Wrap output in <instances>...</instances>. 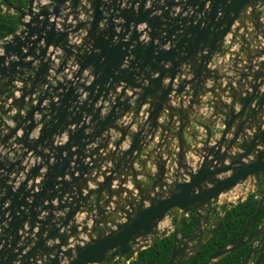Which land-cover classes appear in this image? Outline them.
Returning a JSON list of instances; mask_svg holds the SVG:
<instances>
[{
  "label": "water",
  "instance_id": "95a60500",
  "mask_svg": "<svg viewBox=\"0 0 264 264\" xmlns=\"http://www.w3.org/2000/svg\"><path fill=\"white\" fill-rule=\"evenodd\" d=\"M15 12L18 29L0 39V134L15 147L0 136V264H121L169 234L164 264L192 263L221 225V197L264 179V0H27ZM202 105H213L203 127L224 128L196 150L184 136ZM126 114L136 132L115 124ZM110 131L113 150L99 160L110 166L85 190ZM261 204L240 240L204 264L253 239L260 263L263 228L244 238ZM183 221H193L187 235Z\"/></svg>",
  "mask_w": 264,
  "mask_h": 264
},
{
  "label": "trees",
  "instance_id": "16d2710c",
  "mask_svg": "<svg viewBox=\"0 0 264 264\" xmlns=\"http://www.w3.org/2000/svg\"><path fill=\"white\" fill-rule=\"evenodd\" d=\"M27 0H0V39L12 35L18 29L16 9L25 8ZM260 192L264 195V183ZM258 200L253 195L228 211L219 232L200 253L199 257L190 264H204L206 258L215 251L235 243L241 236L243 227L257 209ZM264 217V196L261 211L257 220ZM193 221H183L180 232L183 235L190 233ZM172 246V234L164 237L149 248L138 253L137 258L131 264H164L170 255ZM245 250L239 249L230 253L219 264H239ZM261 264H264V260Z\"/></svg>",
  "mask_w": 264,
  "mask_h": 264
},
{
  "label": "flooded vegetation",
  "instance_id": "af4514ba",
  "mask_svg": "<svg viewBox=\"0 0 264 264\" xmlns=\"http://www.w3.org/2000/svg\"><path fill=\"white\" fill-rule=\"evenodd\" d=\"M225 47V46H224ZM238 48H239V46H238ZM252 48V47H251ZM253 65H255V64H253ZM120 91V88H118V90H117V93ZM226 95H227V93H226ZM189 100V97H186V98H184V105L186 106V104H185V102L187 101V100ZM208 98H206L205 100H207ZM205 100L204 101H201V102H205ZM221 102L222 103H229L230 102V100L231 99H227V97H224V95L222 96V98H221ZM172 101V105L171 104H169L170 106H173V107H177V105L175 104V100H173L172 98L170 99L169 98V101H168V103H170ZM237 106V105H236ZM236 106H235V110H238L237 108H236ZM212 107H213V105L211 106V105H207V106H205V105H202L200 108L202 109V110H205V113L204 112H202L201 111V113L198 115V114H196L195 116H193V118L195 119V121H197V124H194V123H192L191 124V127H190V129H189V131H188V135L187 136H191L190 137V140L188 139V137L187 136H184V141L187 143V145L189 144V143H192V144H194L195 145V148L194 149H196V150H199V149H201L202 148V144H203V142H204V140H207V130L210 132V134H211V138H210V140H209V146H212L218 139H219V137H220V135H221V131H222V129L224 128V126L222 125V123L221 122H216L211 128L209 127V128H204L203 126H205V122H204V118H206L208 115H209V113H210V111L212 110ZM192 131H193V133H192ZM191 134V135H190ZM193 134L195 135V142H193V138H192V136H193ZM155 135H157V140H156V142L158 141V139H159V135H158V133L157 134H155ZM227 138H231V133H230V135L229 136H227ZM116 140V139H115ZM155 143V142H154ZM94 145H91L90 147L92 148ZM191 147V146H190ZM193 148V147H192ZM90 149V148H89ZM235 150V149H234ZM233 151V150H232ZM234 152H237V151H234ZM98 154H100V153H98ZM165 158H163V160H164ZM189 159V158H188ZM24 161H26V160H24ZM32 161V160H31ZM139 168H140V166H139ZM150 168H152V167H150ZM225 176V175H224ZM91 176H89L88 178H90ZM261 181H262V184L261 185H259L260 183L258 182V183H253V182H249V181H247V182H245L244 184H242V185H239L238 187H236L235 189H232L231 190V194L229 193V195H228V201H230V202H228V204L227 203H224L225 201H226V199L225 198H227V196L226 197H221V201H222V204H223V206H222V208H220V209H218L217 210V213H216V215H215V218H221V225L220 226H216V224H214L215 225V227L214 228H217V232H219L220 231V229H221V226H222V224H223V221H224V218H225V216H226V214L228 213L227 212V210H228V208H230L231 207V209H233V208H235L237 205H239V204H241V203H243V202H245L247 199H248V197L250 196V195H253L254 197H255V199H257L258 200V204H259V201H260V199H262V204H263V194L260 192V190H261V188H262V185H263V183H264V179H261ZM87 184V183H86ZM81 187H83V186H81ZM87 188V187H86ZM96 188V187H95ZM88 189V188H87ZM236 189H237V191L238 192H240V194L239 195H241V193L242 192H244V195H245V198H242V199H240L239 197H237V198H235V199H238V200H236V202H234V201H232V199L234 200V198L233 197H230V196H232L233 195V193H235V191H236ZM240 190V191H239ZM244 190V191H243ZM258 204H257V207H258ZM262 204H261V208H262ZM230 209V210H231ZM229 210V211H230ZM257 210V209H256ZM260 211H261V209H260ZM226 212V213H225ZM225 213V214H224ZM255 213V212H254ZM253 216V215H252ZM252 216L249 218V220H248V222L250 221V219L252 218ZM258 216H259V213H258V215H257V217H256V219H255V222H254V225L252 226V229H250V231L247 233V235H246V237L244 238V240L246 241H248V239L250 238V236H251V234H252V232L255 230V228H263L262 229V231H261V233H262V235H264V225H262L261 223H262V221L264 220V217L262 218V219H260V220H257L258 219ZM247 222V223H248ZM247 223L245 224V226L247 225ZM163 226H166V225H163ZM245 226L243 227V230H244V228H245ZM243 230H242V233H241V236H240V238L242 237V234H243ZM216 232V233H217ZM215 233V234H216ZM169 235H171V234H169ZM213 238V237H212ZM211 238V239H212ZM240 238L237 240V241H239L240 240ZM236 241V242H237ZM235 242V243H236ZM234 244V243H233ZM250 244H253L252 245V253H251V255H250V257H249V259H248V264H255V262L257 261V259L259 258V255H260V250H261V247H259V248H257V250H255V248L260 244V241L259 240H257V241H255L254 239L253 240H250V242L248 243V244H246L244 247H243V249L245 250V253H244V255H243V257H242V259L248 254V252H249V249H250ZM232 245V244H231ZM242 249V248H241ZM255 250V251H254ZM133 257V253H131V254H129L125 259H127V260H130L131 258ZM137 258V257H136ZM242 259H241V261H240V263L239 264H241V262H242ZM136 260V259H135ZM134 260V261H135ZM263 260H264V257L261 259V261H260V263L259 264H261L262 262H263ZM134 261H130L128 264H131L132 262H134ZM121 264H124V263H121Z\"/></svg>",
  "mask_w": 264,
  "mask_h": 264
},
{
  "label": "rangeland",
  "instance_id": "374dc122",
  "mask_svg": "<svg viewBox=\"0 0 264 264\" xmlns=\"http://www.w3.org/2000/svg\"><path fill=\"white\" fill-rule=\"evenodd\" d=\"M11 13L12 14H14L15 15V17L17 18V15L15 14V13H13L12 11H11ZM252 32H251V30L249 29L248 30V34H250V35H252L251 34ZM229 44H228V42L227 41H225L224 42V44H223V46H225V47H227ZM237 46V45H236ZM238 47V46H237ZM237 50H238V48L236 49V50H234L233 51V53L234 52H237ZM227 57V56H226ZM221 58V57H220ZM254 60V59H253ZM252 60V61H253ZM256 61H257V59H255L254 61H253V64H255L256 63ZM227 62V61H226ZM233 61H232V59L231 60H229V63H232ZM243 66H245V64L244 63H240L239 64V67H243ZM232 70V69H231ZM228 76H231V78H234V76L235 75H233V73L231 72V73H229V75ZM110 95V97H112V95H113V91H110V93H109ZM114 96H116L115 94H114ZM109 98V97H108ZM125 117V116H124ZM123 117V118H124ZM4 119H5V124H7V126L8 127H11L12 125H10L11 123H10V121H9V119L7 118V117H4ZM125 120H118V121H121V123H122V127H127V126H129L130 124H131V121H130V116H128L127 118H124ZM117 121V122H118ZM136 122H138V121H134V123L132 124V126L134 125V128H135V130H134V132H136V130H137V126H138V124L136 123ZM136 125V126H135ZM131 126V125H130ZM131 126V127H132ZM13 127V126H12ZM11 127V128H12ZM130 127V128H131ZM6 131L7 130H5V129H2V132H3V134H0V136H3L4 134H6ZM36 132V131H35ZM109 134H110V132H108ZM108 133H105L104 135H102L103 137L102 138H106V136H108L109 134ZM17 134V136H20L22 133H20V132H17L16 133ZM30 136V135H29ZM29 136H28V138H29ZM111 137H113L112 136V134H110V137L109 138H111ZM188 137V139L190 140V136H187ZM5 139H6V141H5V144H7V146H12V139H11V137H9L8 136V133L5 135ZM11 139V140H10ZM59 140H60V138H56L55 137V139H54V141H55V143H58L59 142ZM111 140V139H110ZM109 140V142H111ZM113 142H114V140H113ZM113 142H111V143H113ZM205 142H206V140H204V142H203V144H205ZM54 143V144H55ZM186 143V142H185ZM187 144V143H186ZM2 145H0V154L2 155V156H4L5 154L7 155V150H8V148H6L5 150H3L2 151V147H1ZM123 146V145H122ZM187 146H191V147H193V148H195V145L194 144H192V143H189ZM12 147H14V146H12ZM15 148V147H14ZM120 148V147H119ZM18 150V149H17ZM2 151V152H1ZM20 152V151H19ZM86 154V153H85ZM100 156L101 155H99V159H98V161H95V163H97V164H99V165H101V168H100V172L101 173H97V171H92L91 172V174L89 175V176H91L90 178H87V181H90L91 182V184L93 183L94 184V186L96 187L100 182H102L103 181V178H104V176H101V174H102V172H104L105 170H106V168H105V166L107 165V164H109L108 162H104V161H99L100 159H103V158H100ZM8 158H10V157H12V155H8L7 156ZM93 160H97V157H93ZM85 162H88V160H86ZM189 162V161H188ZM108 170V169H107ZM93 178H95V179H93ZM116 181V180H115ZM117 182V181H116ZM132 182V181H131ZM118 183V182H117ZM112 185V184H111ZM125 185V184H124ZM78 186L80 187V185L78 184ZM118 186V185H117ZM132 188H133V185H132ZM92 190H94L95 188H91ZM132 190V189H131ZM240 191V190H239ZM244 191V190H243ZM240 194V192H238L237 191V189H236V191H235V193H233V195L231 196V197H233L234 198V200L232 199V201H234V202H236V200H238V199H235V198H237V197H239L240 199H242V198H245V195H244V192H242L241 193V195H239ZM124 196V195H123ZM52 202V201H51ZM55 202V201H54ZM230 202V201H229ZM228 204V203H227ZM82 220V219H81ZM81 221H79V222H77V223H80ZM107 227H109V226H107ZM28 229V227L26 228V230ZM80 238H84V236H80Z\"/></svg>",
  "mask_w": 264,
  "mask_h": 264
},
{
  "label": "crops",
  "instance_id": "0c3cea01",
  "mask_svg": "<svg viewBox=\"0 0 264 264\" xmlns=\"http://www.w3.org/2000/svg\"><path fill=\"white\" fill-rule=\"evenodd\" d=\"M148 5V4H147ZM26 6H27V3H26ZM25 6V7H26ZM262 10V9H261ZM144 38V36H142L141 37V39H143ZM238 47L237 46H234V47H232V49H231V51H234V50H236ZM49 52H50V49H49ZM258 60H262V58H260V59H258ZM183 69H181L180 71L181 72H185V69H184V67H182ZM177 81H179V79L178 78H176L175 80H174V83H176ZM164 82H167V80H165ZM263 88H264V85H263V87L260 89L261 90V92L263 91ZM118 90V89H117ZM127 94L128 95H130V92L129 91H127ZM113 96V95H112ZM206 98H208V95H205L203 98H201L200 100L201 101H204ZM171 99V98H170ZM187 100V99H186ZM105 105H106V103H104ZM168 104H173L172 103V101L170 102V103H168ZM186 104V103H185ZM185 106V105H184ZM145 108H147L146 106H143L142 108H141V111H140V114H139V116H142L143 115V113H144V110H145ZM236 108L238 109V106H236ZM201 111L202 112H204L205 113V110H202L201 108H198V109H196V112H197V114L199 115L200 113H201ZM105 112V110H102V113H104ZM128 116H130V115H128V114H126L125 115V117L124 118H127ZM36 118H39V117H36ZM123 117H120L118 120H125ZM117 120V121H118ZM160 120V121H159ZM161 120H162V116L158 119V121L159 122H161ZM116 121V125H122V123H121V121H118L117 122ZM136 126V125H135ZM38 128H39V126H38ZM38 128H37V131H38ZM130 130V132L131 133H133L134 132V130H135V128H134V125L129 129ZM36 131V132H37ZM158 133V131L155 133V134H157ZM110 134H112V136L113 137H111V142H113V140H115L116 138H117V135L113 132V131H110ZM156 140H157V135H155V137H154V142H156ZM61 142H64V139H62L61 140ZM111 142H109V144L107 145V147H106V150H104V151H102V152H99L100 153V155L101 156H103V157H105L106 155H107V152L108 151H112L113 150V147H112V143ZM128 144H129V140L128 141H126V142H124L121 146H120V150H125V148H127L128 147ZM89 148H91V147H87L86 149H89ZM172 150V149H171ZM25 162V161H24ZM72 164V163H71ZM72 166V165H71ZM110 165L109 164H107L105 167H109ZM132 168L134 169V170H136V171H139V165L137 164V163H135V164H133V166H132ZM153 170V169H152ZM45 171V169L43 168L42 170H41V173H43ZM89 177V176H88ZM87 177V178H88ZM104 177H105V175H104ZM125 178V177H124ZM128 178V181H127V183L125 184V185H123L122 186V188H125V189H127V190H131L132 189V182H131V179L129 178V177H127ZM126 178V179H127ZM139 179V178H138ZM116 180H118V179H116ZM117 185H118V183L116 182V181H113V183H112V185H111V189H113V190H115L116 188H117ZM87 188H85V190H92L91 188H95V186H94V184L92 183L91 184V182L90 181H87V186H86ZM84 193H85V191H84ZM231 194V193H230ZM229 195V194H228ZM227 195V196H228ZM223 197H225V196H223ZM52 204H56V203H53L52 202ZM42 216V215H41ZM41 216H39V218H41ZM84 218V214H81V215H78V216H76V223L77 222H79V221H81V219H83ZM25 227H26V225H25ZM72 240V239H71Z\"/></svg>",
  "mask_w": 264,
  "mask_h": 264
},
{
  "label": "built area",
  "instance_id": "2783aa9c",
  "mask_svg": "<svg viewBox=\"0 0 264 264\" xmlns=\"http://www.w3.org/2000/svg\"><path fill=\"white\" fill-rule=\"evenodd\" d=\"M137 255L134 253L133 257L130 260L124 259L123 263L128 264L130 261H134L136 259Z\"/></svg>",
  "mask_w": 264,
  "mask_h": 264
},
{
  "label": "bare ground",
  "instance_id": "6f19581e",
  "mask_svg": "<svg viewBox=\"0 0 264 264\" xmlns=\"http://www.w3.org/2000/svg\"><path fill=\"white\" fill-rule=\"evenodd\" d=\"M164 225V224H163ZM163 225H162V227H163Z\"/></svg>",
  "mask_w": 264,
  "mask_h": 264
}]
</instances>
